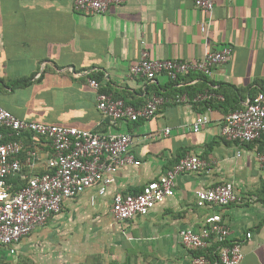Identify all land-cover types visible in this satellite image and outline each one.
I'll use <instances>...</instances> for the list:
<instances>
[{"label": "crops", "instance_id": "0c3cea01", "mask_svg": "<svg viewBox=\"0 0 264 264\" xmlns=\"http://www.w3.org/2000/svg\"><path fill=\"white\" fill-rule=\"evenodd\" d=\"M206 20L193 0H128L95 16L76 12L72 0H0V106L26 122L128 133L134 139L131 153L140 162L119 169L104 196L94 185L66 200L59 214L16 244L13 254L0 247V264H192L194 254L183 247L179 233L198 232L214 214L230 230L229 241H243L242 264H264V172L258 163L264 136L246 144L221 136L225 115L244 109L264 84V0H216L210 29L203 33ZM225 46L231 55L209 78L189 74L177 85L162 74L151 82L128 78L142 51L157 60L194 62ZM89 79L99 83L98 91L136 109L152 96L182 88L191 99L205 91L224 99L165 105L149 119L110 125L97 110L98 91ZM198 115L210 122L194 133L191 123ZM23 141L38 153L33 173H44L48 142ZM189 153L207 166L178 176L171 198L144 217L124 223L112 218L115 194L140 192ZM23 173L32 172L24 168ZM223 183L233 185L239 203L196 206V190ZM218 245L210 242L208 260Z\"/></svg>", "mask_w": 264, "mask_h": 264}, {"label": "built area", "instance_id": "2783aa9c", "mask_svg": "<svg viewBox=\"0 0 264 264\" xmlns=\"http://www.w3.org/2000/svg\"><path fill=\"white\" fill-rule=\"evenodd\" d=\"M128 0H72L73 9L87 16L103 15L111 6ZM216 0H193L197 9L207 16L200 26L207 33ZM231 48L225 46L209 51L199 61L153 59L149 52L142 51L140 59L128 70L129 79L153 81L164 75L171 81L189 74H199L209 78L219 65L227 63ZM89 86L99 90L96 80L89 79ZM96 107L110 125L117 122H136L153 117L165 105H181L189 102L222 100L221 96L209 91L197 94L190 99L187 94L174 96H152L140 108L127 105L123 100L114 99L108 93L98 91ZM210 122L207 115L196 116L191 128L198 133ZM0 247H14L21 239L29 236L36 228L44 226L54 215L61 212L63 203L83 194L98 185V194L104 196L113 183V176L125 166H139L131 153L134 139L128 133L102 134L65 126L26 122L16 118L0 106ZM170 133L166 128L165 136ZM221 136L231 142L246 144L259 141L264 136V95L258 94L242 110L231 112L223 118ZM23 137L31 141L45 140L51 149L46 160L45 172L33 173L38 161L36 147L26 145ZM25 154V155H24ZM24 158L22 160V156ZM258 163L264 172V153L258 155ZM207 164L198 155L189 153L157 180L147 183L136 194H115L110 214L117 223H124L146 216L158 204L174 194L175 180L183 174L198 173ZM28 169L32 173L25 174ZM18 177L24 182L17 190L10 182ZM197 207L215 206L224 208L239 203L241 198L235 193L231 183L214 187L200 188L194 192ZM181 244L194 254L192 264H242V240L229 241L230 230L219 214L205 219L203 227L195 232L191 229L180 233ZM251 234H245V240ZM212 240L219 245L217 257L209 261L205 253Z\"/></svg>", "mask_w": 264, "mask_h": 264}, {"label": "trees", "instance_id": "16d2710c", "mask_svg": "<svg viewBox=\"0 0 264 264\" xmlns=\"http://www.w3.org/2000/svg\"><path fill=\"white\" fill-rule=\"evenodd\" d=\"M181 79H184V77L182 78H179V80H177V81H172V83H174L173 85H177V84H180V80ZM183 82H184V80H183ZM22 83L23 84H26V83H28V81H22ZM264 84H262V88H261V90H260V94H263L264 95V86H263ZM182 86H183V84H182ZM180 88V87H179ZM101 92H103V93H108V92H105V91H101ZM176 94H187L186 92H185V90L182 88V89H178V91H176L173 95H167V97H170V96H174V95H176ZM197 94H199V93H196L194 96H193V98L197 95ZM187 96H188V94H187ZM189 97V96H188ZM223 97V96H222ZM190 98V97H189ZM114 99H118V98H115L114 97ZM191 99V98H190ZM224 99V98H223ZM223 99H222V101H223ZM213 102H218V101H216V99H212V100H210V101H207V102H203V103H205L206 105L207 104H211V103H213ZM236 110H238V109H236ZM236 110H232L231 112H234V111H236ZM230 112V113H231ZM227 114H229V113H227ZM226 114V115H227ZM0 131H2L1 129H0ZM28 139H29V137H28ZM12 183H13V185H14V187H15V189H18L17 187L19 186V184L20 185H22L24 182H21L20 180H19V178L18 177H16V178H12L11 180H10ZM14 189V190H15ZM217 257V253L215 254V255H213L212 257H210V261H213L215 258Z\"/></svg>", "mask_w": 264, "mask_h": 264}, {"label": "rangeland", "instance_id": "374dc122", "mask_svg": "<svg viewBox=\"0 0 264 264\" xmlns=\"http://www.w3.org/2000/svg\"><path fill=\"white\" fill-rule=\"evenodd\" d=\"M25 264V263H24Z\"/></svg>", "mask_w": 264, "mask_h": 264}]
</instances>
